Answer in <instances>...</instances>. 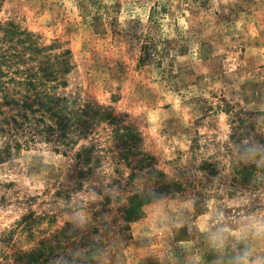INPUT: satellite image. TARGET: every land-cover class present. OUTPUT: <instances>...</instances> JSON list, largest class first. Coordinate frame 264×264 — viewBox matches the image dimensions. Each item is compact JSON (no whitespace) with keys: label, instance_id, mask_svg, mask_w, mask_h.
<instances>
[{"label":"rangeland","instance_id":"374dc122","mask_svg":"<svg viewBox=\"0 0 264 264\" xmlns=\"http://www.w3.org/2000/svg\"><path fill=\"white\" fill-rule=\"evenodd\" d=\"M0 20L68 49L65 92L110 113L66 146L0 136V264H264V0H2Z\"/></svg>","mask_w":264,"mask_h":264},{"label":"trees","instance_id":"16d2710c","mask_svg":"<svg viewBox=\"0 0 264 264\" xmlns=\"http://www.w3.org/2000/svg\"><path fill=\"white\" fill-rule=\"evenodd\" d=\"M53 50L54 44H42L33 32L0 20V136L5 146L12 139L19 148L37 137L55 147L73 144L92 119L109 116L106 107L65 92L72 67L69 50ZM234 172L249 181L255 166H234Z\"/></svg>","mask_w":264,"mask_h":264},{"label":"clouds","instance_id":"9594fccd","mask_svg":"<svg viewBox=\"0 0 264 264\" xmlns=\"http://www.w3.org/2000/svg\"><path fill=\"white\" fill-rule=\"evenodd\" d=\"M262 230H264V226H261Z\"/></svg>","mask_w":264,"mask_h":264}]
</instances>
